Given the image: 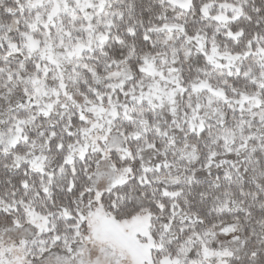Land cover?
<instances>
[{"label":"snow or ice","instance_id":"snow-or-ice-1","mask_svg":"<svg viewBox=\"0 0 264 264\" xmlns=\"http://www.w3.org/2000/svg\"><path fill=\"white\" fill-rule=\"evenodd\" d=\"M0 264H264V0H0Z\"/></svg>","mask_w":264,"mask_h":264}]
</instances>
